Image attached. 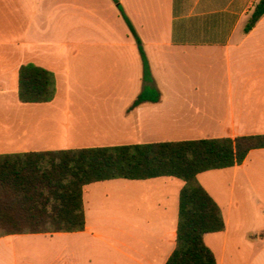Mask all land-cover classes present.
I'll return each instance as SVG.
<instances>
[{"label":"crops","instance_id":"crops-1","mask_svg":"<svg viewBox=\"0 0 264 264\" xmlns=\"http://www.w3.org/2000/svg\"><path fill=\"white\" fill-rule=\"evenodd\" d=\"M118 1L160 102L133 106L143 91L142 61L114 0H0V155L264 135V17L245 32L260 0ZM61 32L67 41L46 39ZM65 48L69 57L61 59ZM81 54L83 67L71 63ZM27 64L55 75L52 102H20ZM82 73L84 104L69 81L79 86ZM64 87L73 101L59 97ZM198 182L226 222L225 231L204 237L217 264H264V149ZM185 185L169 177L87 185L83 231L0 238V264L17 238H50L52 264H166Z\"/></svg>","mask_w":264,"mask_h":264},{"label":"trees","instance_id":"trees-1","mask_svg":"<svg viewBox=\"0 0 264 264\" xmlns=\"http://www.w3.org/2000/svg\"><path fill=\"white\" fill-rule=\"evenodd\" d=\"M114 1L139 45L142 61L143 91L133 106L159 103L161 92L141 40L119 1ZM263 17L264 0H260L245 32ZM56 92L52 72L34 64L21 67V103H50ZM256 149H264V135L0 155V238L81 232L86 227L83 191L87 185L169 177L186 185L180 194L176 249L166 264H217L204 237L225 231L226 222L198 176L241 165Z\"/></svg>","mask_w":264,"mask_h":264},{"label":"rangeland","instance_id":"rangeland-1","mask_svg":"<svg viewBox=\"0 0 264 264\" xmlns=\"http://www.w3.org/2000/svg\"><path fill=\"white\" fill-rule=\"evenodd\" d=\"M46 39H52L57 42H65L68 40V33H46ZM62 48V47H61ZM60 48V49H61ZM69 49L65 48V52L60 56L61 59H68L69 57ZM83 54L76 59H72L71 63L75 61L78 63L79 67H83L84 62ZM64 61V60H63ZM76 76V75H75ZM62 80V86L65 84L66 78L60 77ZM73 77L70 78V86L73 88V91H77L80 93L79 96L82 98V104H84V76L79 78V86H76L73 82ZM64 81V83H63ZM63 88V91L60 92L59 97L63 100L67 98V95L70 96L72 101L75 99V93L72 91L66 93ZM37 116V115H36ZM37 119H39L37 117ZM241 231L248 232V224L241 228ZM51 239L45 238H24V239H16L13 240L11 257L7 256L6 264H52L53 260L56 258V253L53 251L51 247H47V244L51 243Z\"/></svg>","mask_w":264,"mask_h":264}]
</instances>
